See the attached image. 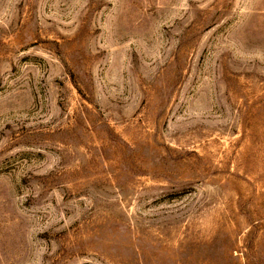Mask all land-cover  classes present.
Returning a JSON list of instances; mask_svg holds the SVG:
<instances>
[{
	"label": "rangeland",
	"instance_id": "374dc122",
	"mask_svg": "<svg viewBox=\"0 0 264 264\" xmlns=\"http://www.w3.org/2000/svg\"><path fill=\"white\" fill-rule=\"evenodd\" d=\"M0 264H264V0H0Z\"/></svg>",
	"mask_w": 264,
	"mask_h": 264
}]
</instances>
